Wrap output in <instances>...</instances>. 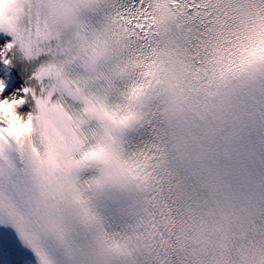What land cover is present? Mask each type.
<instances>
[{"label": "snow or ice", "instance_id": "1", "mask_svg": "<svg viewBox=\"0 0 264 264\" xmlns=\"http://www.w3.org/2000/svg\"><path fill=\"white\" fill-rule=\"evenodd\" d=\"M0 264H264V0H0Z\"/></svg>", "mask_w": 264, "mask_h": 264}]
</instances>
